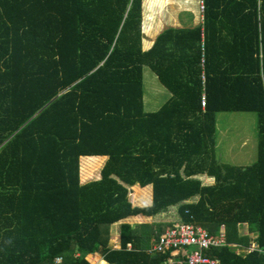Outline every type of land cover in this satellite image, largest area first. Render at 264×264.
Returning <instances> with one entry per match:
<instances>
[{
    "label": "trees",
    "instance_id": "1",
    "mask_svg": "<svg viewBox=\"0 0 264 264\" xmlns=\"http://www.w3.org/2000/svg\"><path fill=\"white\" fill-rule=\"evenodd\" d=\"M142 4L0 0V264H162L150 239L186 222L257 245L207 252L221 264H264V0H203L199 25L166 28L146 51ZM144 68L170 95L155 113ZM227 112L257 113L254 163L217 161ZM88 157L106 160L80 184ZM135 185L152 186L149 206L132 205ZM139 215L163 222L110 248L108 227Z\"/></svg>",
    "mask_w": 264,
    "mask_h": 264
},
{
    "label": "rangeland",
    "instance_id": "2",
    "mask_svg": "<svg viewBox=\"0 0 264 264\" xmlns=\"http://www.w3.org/2000/svg\"><path fill=\"white\" fill-rule=\"evenodd\" d=\"M193 1L143 0V36L150 37L153 29L156 30L153 34H156L161 27L175 24L178 20L184 22L185 25H191L188 17L183 16L187 15L186 11L190 10L187 4H190V2L193 3ZM153 3L157 6L155 11L151 9ZM199 15L201 14L199 13ZM143 92L144 112L146 113L157 112L168 100V93L155 80V76L148 68L143 69ZM257 126L258 115L255 112H227L217 114L215 133V157L217 161L238 166H247L254 163L257 158V145L259 140ZM91 160L80 159V162H82L81 171L86 170L88 165L93 164ZM173 214V211H171L169 217H173ZM168 224L166 223V225ZM165 228L162 229L164 230ZM236 232L238 235L240 233L254 237L246 226L237 227Z\"/></svg>",
    "mask_w": 264,
    "mask_h": 264
},
{
    "label": "built area",
    "instance_id": "3",
    "mask_svg": "<svg viewBox=\"0 0 264 264\" xmlns=\"http://www.w3.org/2000/svg\"><path fill=\"white\" fill-rule=\"evenodd\" d=\"M203 0H199V10L202 11ZM203 57L201 53L200 60V82L204 84L203 75ZM205 95H201L199 99V107L203 110L205 107ZM235 248L239 254H248L257 248L255 243H251L247 247H241L236 244L228 243L227 232L225 226H221L216 234H210L201 225L186 222L175 223L170 227L165 228L155 239L153 246L148 250L151 254H170L162 264H221L219 259L211 258L207 252L223 247ZM131 249V245H128ZM94 255L89 254L87 257L91 264H108L103 261L100 256L97 260ZM62 257H57L54 263H60Z\"/></svg>",
    "mask_w": 264,
    "mask_h": 264
},
{
    "label": "crops",
    "instance_id": "4",
    "mask_svg": "<svg viewBox=\"0 0 264 264\" xmlns=\"http://www.w3.org/2000/svg\"><path fill=\"white\" fill-rule=\"evenodd\" d=\"M187 1H190V0H187ZM187 5H188L190 10L186 11L187 15H185L183 17H188L189 23L191 25H185L184 22H181L178 20V21H176L175 24L173 23V24H170V26L161 27L156 34H153L156 31L155 29H153L150 37L149 36H143L142 49L144 51L148 50L153 45L156 37L166 28H173V29L193 28V27H195L201 23V15H199V13L201 14L202 11L199 10V0H194L193 3L190 2V4L188 3ZM142 7H143V4H142ZM151 9L153 11H155L157 9V6H155V4L153 3L151 6ZM143 40H145V41H143ZM155 80H157L156 77H155ZM169 98H170V95L168 94L167 99H169ZM80 159L81 160L92 159L91 161L93 162V164L88 165L86 170H84V171H81V163L82 162H80V166H79V182H80V184H86L89 182L97 181L99 179V170L101 169V166H102L104 160H106V158L88 157V158H80ZM151 197H152V186H147V187L142 188L139 185H135V186L130 188L129 199H130V201L134 207L149 206L151 204ZM154 222H158V223L162 224L163 221L152 220L151 218L139 215V216L129 217L127 219H124V220L114 224V225H111L108 229V231H109V233H108L109 247L112 249H115V250L120 249L121 248V237L123 235L130 234L131 236H140L143 227L150 226V224H152ZM159 229L161 230L162 228L159 227ZM159 229H157V231L160 232ZM154 241H155V238L150 239V248L149 249L152 248ZM92 255H94L93 257H95L96 260L100 257V255H98V254H92Z\"/></svg>",
    "mask_w": 264,
    "mask_h": 264
}]
</instances>
